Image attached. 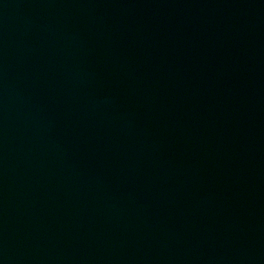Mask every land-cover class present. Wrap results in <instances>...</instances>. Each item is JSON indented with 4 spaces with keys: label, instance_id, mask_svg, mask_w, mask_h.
<instances>
[{
    "label": "water",
    "instance_id": "obj_1",
    "mask_svg": "<svg viewBox=\"0 0 264 264\" xmlns=\"http://www.w3.org/2000/svg\"><path fill=\"white\" fill-rule=\"evenodd\" d=\"M252 1L264 6V0H252Z\"/></svg>",
    "mask_w": 264,
    "mask_h": 264
}]
</instances>
